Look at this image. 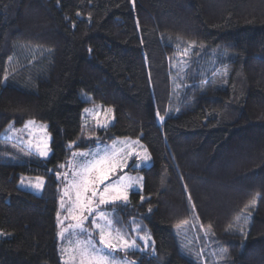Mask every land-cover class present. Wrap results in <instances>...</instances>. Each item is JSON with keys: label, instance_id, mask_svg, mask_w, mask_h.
<instances>
[{"label": "trees", "instance_id": "16d2710c", "mask_svg": "<svg viewBox=\"0 0 264 264\" xmlns=\"http://www.w3.org/2000/svg\"><path fill=\"white\" fill-rule=\"evenodd\" d=\"M93 105L114 124L84 125ZM29 120L47 125L52 153L10 161L0 138V264H63L59 165L121 138L152 165L126 171L143 188L116 205V226L142 227L154 251L118 255L202 264L187 247L203 229L223 264H264V0H0V136ZM24 176L45 178L44 194L20 189Z\"/></svg>", "mask_w": 264, "mask_h": 264}, {"label": "snow or ice", "instance_id": "6c2138e0", "mask_svg": "<svg viewBox=\"0 0 264 264\" xmlns=\"http://www.w3.org/2000/svg\"><path fill=\"white\" fill-rule=\"evenodd\" d=\"M79 15V13H77ZM190 46H194L191 42ZM187 55V52L183 53ZM105 111L104 119L101 120L99 112L92 109H85V113H92L96 126L99 128L108 127L107 113ZM161 120L164 117H160ZM87 123V121H85ZM9 131L20 133L29 132L26 141L29 152L34 148L40 157H47L51 149L49 148L50 136L47 133V125H37L36 121L29 120L23 129H14L9 126ZM36 133L40 135L37 136ZM139 140H114L111 145H100L97 142L95 149L83 152H73L72 160L66 164H60L59 168L67 167L69 171L57 172V179L63 178L66 182L62 190L60 199V208L67 212V215L61 219L60 212L57 213L58 224L61 231L58 233L61 240L69 237L68 247L60 249L63 264H125L118 261L113 255L115 252H127L132 249H138L139 246L135 239L129 240L127 235L115 225L113 214L104 210L103 206L113 205L117 202L125 206L129 202V190L135 185H140L142 177H132L124 173V169L129 167V161L134 157L141 161V164L150 160L147 149L137 151ZM143 148V145H139ZM71 148L72 145H69ZM132 167L140 165L132 164ZM113 177H115L113 179ZM21 184L27 183L35 189L44 187V179L36 177L35 180L21 177ZM141 196V201H144ZM257 198L245 206L244 211L255 207ZM151 211V209H149ZM91 218V228L86 227V223ZM249 216L242 217L247 224ZM241 217H237L239 221ZM65 221H69L65 225ZM203 227V226H201ZM211 226H209L210 228ZM141 229L137 226L134 231L139 233ZM67 234V235H66ZM98 236V239L95 237ZM81 237H84L83 239ZM147 245L151 240L150 235L140 237ZM226 254L221 253L220 259H225Z\"/></svg>", "mask_w": 264, "mask_h": 264}, {"label": "rangeland", "instance_id": "374dc122", "mask_svg": "<svg viewBox=\"0 0 264 264\" xmlns=\"http://www.w3.org/2000/svg\"><path fill=\"white\" fill-rule=\"evenodd\" d=\"M181 55L183 57H180L179 71H180V73H184L187 70V68L190 66L189 65L190 64V57H189L188 53H187V55H184V54H181ZM180 77L183 79L182 75ZM82 99L84 101H86V102L91 101V97H89L87 95H82ZM86 109H92L95 112H99L100 116L98 118L103 120L104 119V115H105V111L107 109H111V108L102 107L101 105H93V106L86 107ZM107 119H108V127H110L111 125L114 124L115 118H114L113 111L107 113ZM85 121H87V123H85ZM82 122H83L84 125L94 124L96 126V121H95V119H93V115H92L91 112L90 113H85L83 111ZM158 122H159L160 125L162 124V120L160 119V117H158ZM36 124L37 125H45V124L38 123V122H36ZM23 127H24V125L22 127H17V128L12 126V128H14V129H23ZM102 129H105V128H102ZM47 133L49 134L48 130H47ZM36 135L39 136L40 134L36 133ZM49 136H50L49 148L51 149V147H50L51 135L49 134ZM28 137H29V132L28 131H24V132H20V133H13V132L9 131V127H8V129L0 136L1 139L7 140L8 141L7 144L11 146V152L8 155H4V156L6 158L10 159V161L11 160H15V161L20 162V163H24V161H25L24 159L30 158L32 155H36V156L40 157L35 152L34 148L31 150V154H28L29 148H28V145L26 144V141H27ZM125 139H129V138H121L119 140H125ZM131 140H139V139H131ZM99 144L100 145H111L112 142L111 143H106V142L103 143L102 142V143H99ZM139 145H143V148H141ZM139 145H137V149L136 150L142 152L143 149L146 148V147L140 140H139ZM95 148L93 147V148H91L89 150H92V149H95ZM89 150H86V151H89ZM75 152H83V151H75ZM147 152H148V154L150 156V153H149L148 149H147ZM51 153H52V150L49 152V155L47 157H40V158L41 159H45V160L49 159V157L51 156ZM18 156L21 157V159L17 160ZM5 157L3 159H0V161H4ZM72 158L73 157L71 156L69 161H71ZM132 164H136V165H140V166L139 167H132L131 166ZM129 165H130L129 167H131L133 169H138V170H141V169H144V168H149L152 165L151 157H150V160H148L147 162H144L143 164H141V161L139 159L134 157L132 160L129 161ZM129 167L124 169V173H126L127 175L132 176V177H142V175L140 173H136V174L127 173L126 171L129 169ZM66 171H69V169L67 167L63 168L60 173H63V172H66ZM25 178L35 180L36 177H34V178L25 177ZM114 178L115 177H113V179ZM43 179L45 181V178H43ZM58 180L61 183V196H62V190H63L64 184L66 182L63 180L62 177H61V179H58ZM20 181H21V179H20ZM20 181H19V184H18V187L20 189H22L24 191H27V192H30V193H33V194H35L37 196H41V195L44 194L45 183H44V187L42 189L38 190V189H35V188L29 186L27 183L22 185ZM142 188H143V177H142V182H141L140 185H135L132 189L129 190V198H130V194L132 192H141ZM118 204L124 205L121 202H117L116 204H113V205L103 206V208H104V210L106 212L113 214L112 218L114 219V221L116 219L115 218L116 217L115 216L116 205H118ZM60 215H61V219H63V217L65 215H67V212L65 210H62ZM67 223H69V221H65V225ZM116 225H117V223H116ZM85 226L88 227V228H91V218L89 219V222H87ZM198 227L199 226H198L197 222L195 220H193L192 229L195 230V229H198ZM117 228L121 229L120 227H117ZM136 228H137V226L133 227L132 230L131 231L128 230L127 233L123 229H121V231L127 235V238L129 240L135 239L136 242H137V245L139 246L138 249H132V250H129L127 252H145V251H147L150 248H152V251H154V241H153L151 235L148 232H143L142 231L143 230L142 227H139L141 230L139 231V233H137L136 231H134V229H136ZM60 231H61V227L59 226L58 233ZM195 233L196 234L192 233V235L190 236L189 244H191V245L187 247V248H189L188 249L189 253L194 255L195 258L198 259L199 262L202 263V264H207L208 261H210V259H211V262H210L211 264H223L224 261L222 262V260L220 259V254L223 253V252L219 248V245L214 244L213 236L207 230H203V229L200 230L199 232H195ZM146 234L150 235V237H151V240L148 242L147 245L145 244L144 240L140 239V237L145 236ZM8 236L9 235L7 233H5V232L0 230V240L6 239V238H8ZM81 238L83 239L84 237H81ZM95 238L98 239V236L95 237ZM72 239H74V238L69 237L66 240H61V238L58 235V241H59L60 249L62 247H68L69 246V240H72ZM120 252L121 251H118V252H115L113 254L118 261L125 262V264H137L136 261H133V260L129 259L128 257H122L121 255H118V253H120ZM127 252H121V253H127ZM62 260H63V258H62Z\"/></svg>", "mask_w": 264, "mask_h": 264}]
</instances>
